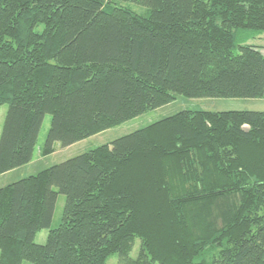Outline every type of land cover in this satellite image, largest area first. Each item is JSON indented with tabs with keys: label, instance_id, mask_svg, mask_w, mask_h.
<instances>
[{
	"label": "trees",
	"instance_id": "trees-1",
	"mask_svg": "<svg viewBox=\"0 0 264 264\" xmlns=\"http://www.w3.org/2000/svg\"><path fill=\"white\" fill-rule=\"evenodd\" d=\"M126 1L0 0V176L32 162L49 114L44 157L177 96L264 97V52L248 43L264 0H128L144 14ZM115 254L264 264V112L182 111L0 188V264Z\"/></svg>",
	"mask_w": 264,
	"mask_h": 264
},
{
	"label": "rangeland",
	"instance_id": "rangeland-1",
	"mask_svg": "<svg viewBox=\"0 0 264 264\" xmlns=\"http://www.w3.org/2000/svg\"><path fill=\"white\" fill-rule=\"evenodd\" d=\"M118 4L128 7L139 14H144V12L147 10L145 7L134 4L128 0L125 3H118ZM248 43L259 46L264 52V34L256 35L254 38H251L248 41ZM8 109L9 106L7 104L0 107V137ZM186 110H192V111L206 110V111H214V112L247 110V111L264 112V97L261 99H239V98L189 99L183 96H177V99L173 103L165 107L159 108L155 111H151L135 119L127 121L113 129H110L101 134L90 137L89 139H86L82 142L74 144L71 147L64 148L61 146L60 143H56L54 145L55 152L49 156L44 157L42 156L41 153L45 147L47 135L51 127V121H52V116L49 114L45 117V120L43 122L32 163L27 167H23L22 169H19L15 173L7 175L6 177H1L0 188L8 186L12 183H15L29 176L35 175L42 170L60 164L77 155H81L85 152L93 150L102 145L109 144L120 137L131 134L135 131H138L140 129H143L151 125L152 123H155L157 121H160L162 119H165L167 117L173 116L177 113ZM65 203H66V197L63 195H59L55 208L52 229L57 228L61 223L64 213ZM48 233H49V229H44L41 232H39L35 238V242L39 245L46 244ZM139 250H140V241L137 239L135 241V246L131 253V257L136 258L138 256ZM118 261H119V255L115 254L109 259L108 264H118ZM23 264H31V263L24 262Z\"/></svg>",
	"mask_w": 264,
	"mask_h": 264
},
{
	"label": "crops",
	"instance_id": "crops-1",
	"mask_svg": "<svg viewBox=\"0 0 264 264\" xmlns=\"http://www.w3.org/2000/svg\"><path fill=\"white\" fill-rule=\"evenodd\" d=\"M31 163H32V162H31ZM31 163H30V164H31ZM30 164H28V165H30ZM28 165H26V166H24V167H27ZM22 168H23V167H22ZM22 168H19V169H22ZM19 169H16V170H14V171H11V172H9V173H6V174H4V175H1L0 178H1V177H6L7 175H10V174H12V173H15V172L18 171Z\"/></svg>",
	"mask_w": 264,
	"mask_h": 264
}]
</instances>
